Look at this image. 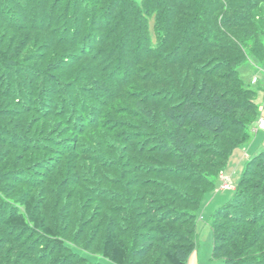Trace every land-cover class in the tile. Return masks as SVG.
I'll return each mask as SVG.
<instances>
[{"label":"trees","instance_id":"trees-1","mask_svg":"<svg viewBox=\"0 0 264 264\" xmlns=\"http://www.w3.org/2000/svg\"><path fill=\"white\" fill-rule=\"evenodd\" d=\"M248 65L264 0H0V264H102L91 238L116 264H187L257 126ZM209 222L213 262L264 264V148Z\"/></svg>","mask_w":264,"mask_h":264},{"label":"rangeland","instance_id":"rangeland-1","mask_svg":"<svg viewBox=\"0 0 264 264\" xmlns=\"http://www.w3.org/2000/svg\"><path fill=\"white\" fill-rule=\"evenodd\" d=\"M150 33L151 36L155 37L154 30V20H150ZM256 62V61H255ZM241 76L248 83L253 85L255 88H258L257 85L264 84V69L257 70L253 66H243L241 70ZM257 76L259 83L257 85L252 84V80ZM257 101L261 106V110L258 114L257 126L252 127L251 139L242 147L236 148L231 154L224 174L222 178L227 179L228 182H232L231 189H218L210 194H207L202 201V206L198 214V249L192 253L188 259L187 264H218V261L212 260V251H213V236L210 227V217L215 209L226 203L232 194L234 193V187H236L240 181V178L243 174L244 167L250 158L256 152L264 148V129L261 127V121L264 119V90L259 91ZM225 183V181H224ZM229 184V183H227ZM222 186V183H219V187ZM97 240L93 238L85 239L81 241V245L77 246L82 249L86 256H88L93 261L101 262L102 264H116L113 261L102 256V253L99 252V247L96 246ZM89 246H94L91 249H88ZM88 247V248H87ZM96 247V248H95Z\"/></svg>","mask_w":264,"mask_h":264},{"label":"built area","instance_id":"built-area-1","mask_svg":"<svg viewBox=\"0 0 264 264\" xmlns=\"http://www.w3.org/2000/svg\"><path fill=\"white\" fill-rule=\"evenodd\" d=\"M257 80H258V78L254 77L253 81L257 82ZM261 127L264 129V119L261 121ZM224 181H225V183L223 185L224 188H231L232 187L231 184H230L231 183L230 181L228 182L227 179H225ZM227 183H229V184H227Z\"/></svg>","mask_w":264,"mask_h":264},{"label":"crops","instance_id":"crops-1","mask_svg":"<svg viewBox=\"0 0 264 264\" xmlns=\"http://www.w3.org/2000/svg\"><path fill=\"white\" fill-rule=\"evenodd\" d=\"M256 153H257V152H256ZM256 153H255V154H256Z\"/></svg>","mask_w":264,"mask_h":264}]
</instances>
